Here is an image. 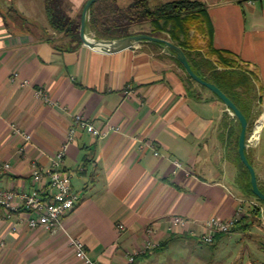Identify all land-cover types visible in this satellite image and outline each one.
<instances>
[{"label":"crops","instance_id":"0c3cea01","mask_svg":"<svg viewBox=\"0 0 264 264\" xmlns=\"http://www.w3.org/2000/svg\"><path fill=\"white\" fill-rule=\"evenodd\" d=\"M86 1L67 0L72 18ZM198 1L206 7L212 48L231 55L251 76L253 122L264 115V0ZM157 38L166 40L164 34ZM13 74L27 85L12 83ZM77 116L104 135L95 138L74 125ZM12 125L32 136L21 152L25 143ZM118 127L120 132L112 130ZM72 130L60 168L70 174L77 200L63 223L91 260L264 264V203L245 192L240 125L227 107L155 43L100 53L50 28L45 0H0V189H40L50 200L47 185L33 183L31 163L49 168ZM246 156L264 193V125ZM6 164L10 168L1 170ZM242 205L249 210L229 233L216 234L209 244L197 237L210 218L231 220ZM175 216L186 226L173 228ZM25 217L30 215L22 208L5 220L0 207V264H82L61 232L30 229ZM148 227L159 247L130 263L145 245ZM221 245L222 259L214 256Z\"/></svg>","mask_w":264,"mask_h":264},{"label":"trees","instance_id":"16d2710c","mask_svg":"<svg viewBox=\"0 0 264 264\" xmlns=\"http://www.w3.org/2000/svg\"><path fill=\"white\" fill-rule=\"evenodd\" d=\"M67 7V0H45L50 28L69 37L72 43L80 44L82 12L72 18ZM17 17L26 22L20 13ZM211 32L206 7L198 0H174L156 5H152L150 0H128L124 5L120 0H96L89 9L86 23V33L97 40H116L137 34L168 36L182 49L193 71L230 98L250 127L253 123L250 113L256 97L251 76L236 68L231 55L212 48ZM212 58L222 66V70ZM173 59L183 69L174 56ZM245 171L248 175L245 192L259 200L251 191L250 176L247 169Z\"/></svg>","mask_w":264,"mask_h":264},{"label":"built area","instance_id":"2783aa9c","mask_svg":"<svg viewBox=\"0 0 264 264\" xmlns=\"http://www.w3.org/2000/svg\"><path fill=\"white\" fill-rule=\"evenodd\" d=\"M10 81L12 83H18V74H13ZM18 85L20 87H25L27 82L19 81ZM124 93L126 96L131 95L132 90L125 91ZM38 96L45 99L42 91L38 92ZM74 125H79L95 138L104 135V131L97 128L94 123L86 121L81 116L75 117ZM263 125L264 115L260 114L254 119L248 129L245 142L246 150L255 148L259 144ZM11 129L13 134L22 139L25 143V146L20 149V152L25 150L26 145L31 143L32 136L16 125H12ZM112 130L116 132L121 131L119 127ZM72 136L73 130L70 131L68 138L66 139V143L60 148L54 157L51 158L49 168L41 167L35 161L31 163V178L33 183L38 185L46 184L49 190V192H47V197L49 196L50 200H45L42 190L40 189L33 190L30 193L18 190L0 189V207L3 209V217L5 220H10L12 217L18 216L19 212L23 208L30 215L28 219L25 217L21 220L28 228H40L46 232H61L68 240L74 256L79 262L82 264H97L88 256L82 241L73 237L65 228L63 223V217L74 208L77 200V196L71 192L70 174L60 168V163L65 155L66 146L68 142L72 141ZM174 165L178 169L182 167V165L177 161L174 162ZM9 168L10 166L6 164L1 170L6 171ZM248 210V207L242 205L237 209L236 216L228 221L210 218L204 224L203 231L197 234V237L203 243H211L216 234L229 233ZM187 223L188 221L183 217L175 216L172 220V227H185ZM260 223L264 229V217L260 219ZM15 228L16 227H13L14 230ZM119 228L123 229V226H119ZM153 234V227H148L146 229V243L140 250L129 256L128 260L130 263H133L136 257L145 255L159 247V244L154 242L152 239Z\"/></svg>","mask_w":264,"mask_h":264},{"label":"water","instance_id":"95a60500","mask_svg":"<svg viewBox=\"0 0 264 264\" xmlns=\"http://www.w3.org/2000/svg\"><path fill=\"white\" fill-rule=\"evenodd\" d=\"M96 0H87L82 9L81 23L79 37L84 45L87 47L98 51L100 53H118L133 47L137 43L149 42L155 43L161 46L163 49L167 50L171 55H173L179 64L183 67L186 74L196 83L202 85L211 91L226 107L227 109L236 117L240 125V133L238 139V153L240 160L244 167L247 169L250 176L251 191L254 196L259 200L264 202V193L260 190L257 183V177L254 168L249 163L246 156V135L249 129V124L246 117L234 104V102L228 98L216 85L206 81L202 76L193 71L186 55L177 45L171 43L170 41L160 39L147 34H137L116 40H97L91 38L86 33V23L88 18V12L92 4Z\"/></svg>","mask_w":264,"mask_h":264},{"label":"rangeland","instance_id":"374dc122","mask_svg":"<svg viewBox=\"0 0 264 264\" xmlns=\"http://www.w3.org/2000/svg\"><path fill=\"white\" fill-rule=\"evenodd\" d=\"M170 1H174V0H150V3H151L152 5H156V4H160V3H164V2H170ZM75 17H76V16H75ZM89 37L93 38V36H91V35H90ZM164 37L166 38V40L169 41V37H168V36H165V35H164ZM205 89H207V88H205ZM206 91H207V90H206ZM223 248H224V247L221 245V246L219 247V249H218L217 251L214 252V256L219 257L220 255L222 256L223 254H225ZM234 248H238V245L235 244ZM207 250H208V249L205 248V251H207ZM235 250H237V249H235ZM208 251H209V250H208ZM203 255L207 258V255H206V254H203ZM219 258L222 259L221 257H219Z\"/></svg>","mask_w":264,"mask_h":264}]
</instances>
